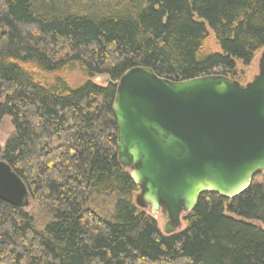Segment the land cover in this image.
<instances>
[{
	"label": "trees",
	"instance_id": "trees-1",
	"mask_svg": "<svg viewBox=\"0 0 264 264\" xmlns=\"http://www.w3.org/2000/svg\"><path fill=\"white\" fill-rule=\"evenodd\" d=\"M263 50L264 0H0V122L14 129L0 160L30 198L0 201V264H264V179L202 193L185 229L163 235L135 205L112 112L132 68L233 80Z\"/></svg>",
	"mask_w": 264,
	"mask_h": 264
},
{
	"label": "water",
	"instance_id": "water-1",
	"mask_svg": "<svg viewBox=\"0 0 264 264\" xmlns=\"http://www.w3.org/2000/svg\"><path fill=\"white\" fill-rule=\"evenodd\" d=\"M117 157L138 189L135 205L173 235L202 193L234 198L264 172V51L242 85L222 76L173 82L149 68L115 84ZM0 201L26 209L25 184L0 160Z\"/></svg>",
	"mask_w": 264,
	"mask_h": 264
},
{
	"label": "rangeland",
	"instance_id": "rangeland-1",
	"mask_svg": "<svg viewBox=\"0 0 264 264\" xmlns=\"http://www.w3.org/2000/svg\"><path fill=\"white\" fill-rule=\"evenodd\" d=\"M208 46L211 50H216L214 38L211 34H210ZM261 53H262V51L259 52L254 57V59L250 62V64L248 66H243L241 64H238L236 67V76H235V79H233V81H236L242 85H245V84L253 81L254 78L258 74V61H259ZM82 80H83L82 76L77 72H73V73L68 75V82L72 88L77 87V84H79ZM230 80H232V79H230ZM92 81L94 83L100 85V86H105V84H106V79L103 77H96ZM13 133H14V129H13V126L11 124L10 119H8V118L3 119L0 122V147H2L5 144L6 140L8 138H10L13 135ZM263 179H264V173H260L253 180H254V182L260 183L263 181ZM96 204L98 206L96 208L98 211L99 210L101 211V210L105 209L106 206H109L108 200L106 201L105 199H102V198L98 199L96 201ZM33 209H34V205L31 204V210L30 211H32ZM28 210L29 209H27L26 211H28ZM146 212H148V211H146ZM152 217L156 221V224H157L160 232L164 235V229H165V225H166L165 220H163V218L160 215L156 216V217H154V216H152ZM41 220L42 219L39 217L38 221H37V225L39 227L42 224ZM184 229H185V222L182 219L180 228L178 230L182 231Z\"/></svg>",
	"mask_w": 264,
	"mask_h": 264
}]
</instances>
